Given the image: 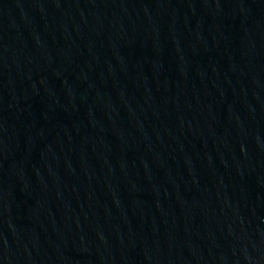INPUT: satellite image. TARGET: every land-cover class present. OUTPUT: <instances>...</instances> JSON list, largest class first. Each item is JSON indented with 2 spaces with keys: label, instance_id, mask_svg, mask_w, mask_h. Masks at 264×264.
<instances>
[{
  "label": "water",
  "instance_id": "water-1",
  "mask_svg": "<svg viewBox=\"0 0 264 264\" xmlns=\"http://www.w3.org/2000/svg\"><path fill=\"white\" fill-rule=\"evenodd\" d=\"M0 264H264V0H0Z\"/></svg>",
  "mask_w": 264,
  "mask_h": 264
}]
</instances>
